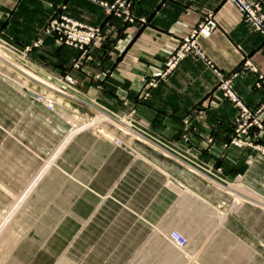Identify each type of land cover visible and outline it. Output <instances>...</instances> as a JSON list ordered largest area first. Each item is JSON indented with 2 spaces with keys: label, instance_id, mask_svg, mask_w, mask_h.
Here are the masks:
<instances>
[{
  "label": "crops",
  "instance_id": "obj_1",
  "mask_svg": "<svg viewBox=\"0 0 264 264\" xmlns=\"http://www.w3.org/2000/svg\"><path fill=\"white\" fill-rule=\"evenodd\" d=\"M58 13L99 30L77 68L76 51L40 33ZM207 17L216 26L196 39L202 57L187 54L148 87ZM0 37L18 49L42 39L18 51L20 73L53 87L71 76L82 101L134 120L142 136L112 129L116 144L105 129L73 127L92 113L44 108L0 65V190L9 212L34 201L38 229L63 249L56 264H147L156 246L168 254L171 228L192 231L194 264H264V155L228 143L240 109L213 71L237 73L231 90L264 127V37L232 2L133 0L125 15L93 0H0ZM253 143L264 147V134Z\"/></svg>",
  "mask_w": 264,
  "mask_h": 264
},
{
  "label": "rangeland",
  "instance_id": "obj_2",
  "mask_svg": "<svg viewBox=\"0 0 264 264\" xmlns=\"http://www.w3.org/2000/svg\"><path fill=\"white\" fill-rule=\"evenodd\" d=\"M229 1L232 2L231 0ZM253 1L260 3V5L263 8V4L260 1L257 0H253ZM97 2H99V0ZM105 2L110 3L108 1ZM99 3L103 5L101 2ZM103 7L109 13H116V14L122 13L128 15V13H124V12L117 13L115 11H108L107 7H105L104 5ZM60 15H64L68 17L64 13H58L52 15L48 20H51L53 17H58ZM47 21L41 27L40 30L41 35L51 37L55 42L59 43L60 45L70 47L71 49L76 51L77 58L76 61L73 63V67L77 68L80 65L79 64L80 61H87L89 59V55H88L89 47L91 43L99 35V30L97 27L83 24L84 26L95 28L97 31V36L92 41H90L89 44L85 45L86 52H84L83 54L82 52H80L81 49L79 50L78 48L69 45L68 43L65 42V39H58L54 35L49 34L50 32L48 31ZM192 32L187 36H190ZM198 37H202V36L195 37V44L198 50L200 51L196 41ZM180 41L178 45L180 44ZM41 43H42V39L37 38L34 39L30 45L18 49L8 40L0 37V65L9 66L12 69V74L18 75V73H20L19 67L21 63L18 58V51L19 50L24 52L29 51L34 47L40 46ZM175 50L173 51V53L175 52ZM187 54H192L197 57H202L200 55L193 54L192 52H189ZM200 54H202L201 51ZM171 55L166 59L164 63L163 71L152 77L147 82L148 87H154L158 82L159 78L162 77V75H165L166 73H169L171 70H173L177 66L179 61L186 56L184 55L181 59H179L175 63V65L171 69L165 71L166 62L170 59ZM245 64L246 65L248 64L247 61H245ZM213 71L217 77V82H218L217 88L221 90L223 96L226 97V94H224V90L219 85L223 79L217 75V72H219L222 76H224L226 80L228 79L229 85L231 79H233L237 73L235 72L230 75H224L222 72H220L217 69H213ZM21 73H20L21 76H25V78L22 79L23 80L25 79L27 81L26 84H23L21 86L22 89L25 91V94L33 97L34 101L43 105L44 108L51 111L57 109L58 111H68V112L75 111L81 113H86V112L92 113L88 118L85 117L83 118L78 114L75 115V117H73L74 118L72 123L73 127L75 128L98 127L103 132L105 129V134H104L105 137L107 139H110L116 144H121L122 141L120 140L119 136L110 134L111 133L110 130L112 129H116L121 132L123 131L122 133L126 134L128 137H131L132 139L138 141L142 139V136L139 134V132H133V130H135L136 128L138 129V126H136L134 120L128 118H120L117 114H115V112L112 109H108L102 105L93 107L88 103L82 101L75 93H73V92H77V90L74 86L75 81L71 76L67 74L63 75L61 80V82L64 84L63 87H53L41 83L38 79L31 76L28 72H27L28 74L26 75L23 74L25 73L23 71ZM11 78L17 79V76ZM258 84L259 83H257V85ZM233 102L239 107L240 110L239 113L237 114L238 117L235 118V120L233 121L232 135L229 137L228 143L238 148L251 147L264 155V147L262 145L253 143V137H257V133L262 135L264 134V127L262 126L260 120L256 117L255 115L256 112L249 110V115H246L245 113H243L242 105L237 103L236 101ZM245 109L248 110L247 108ZM252 129H256L258 131V132L256 131V135L254 136L250 134V131ZM167 154H169V156L171 155V157L174 158H177L179 156L175 152L173 153L171 152ZM167 154L165 153V155ZM186 157L185 158L181 157V158L183 160H188L189 158L188 155ZM12 202L13 201L8 198L7 193H4L2 190H0V264H56L55 263L57 261L56 258L58 260L61 258L60 256L63 255V253H61L63 249L57 247L60 243L59 241L48 239L49 232L40 231L38 229L39 227H41V225L36 224L35 221L40 209L34 208L33 206L34 201L31 200L29 201V207L22 206L19 209L18 208L15 209L13 212H9ZM40 218L41 217L38 216L37 219ZM173 230H177L184 235V237L186 238V244L184 246H177L169 239V234ZM192 235H193L192 231H190L189 235H186L185 233L181 232L176 228H171L168 232L164 233V239L170 242L168 254H166V252L161 253V246L158 247L156 246L153 249L154 254L152 258L149 259L147 264H194L195 252H197L198 249L188 247L189 242H191V240L193 239ZM156 239L158 238L155 236V240ZM56 252L58 256L55 255ZM62 258L64 261V255ZM62 264L65 263L63 262Z\"/></svg>",
  "mask_w": 264,
  "mask_h": 264
},
{
  "label": "built area",
  "instance_id": "obj_3",
  "mask_svg": "<svg viewBox=\"0 0 264 264\" xmlns=\"http://www.w3.org/2000/svg\"><path fill=\"white\" fill-rule=\"evenodd\" d=\"M231 1L239 9L243 21L246 22L248 26H250V28L255 31H258L264 37V10L260 3L253 0ZM99 2H101L105 7H107L108 11H115L117 13H128L127 8L131 4L132 0H112L110 3H107L105 1ZM47 22L48 31L50 32L49 34L54 35L58 39H65V42L69 45H72L78 48L79 50L81 49L80 52H82L83 54L84 52H86L85 45L89 44L90 41H92L97 36V31L95 28L84 26L83 24L64 15L53 17ZM214 28L215 23L212 19L205 18L204 21H201L193 30L190 36L184 37L180 41V44L178 45L177 49L171 55L170 59L166 62L165 71L171 69L179 59H181L184 55L189 52L202 56L195 44V37H208ZM217 75L223 79H220L222 81L219 85L224 90V94H226V97L240 104L233 92L230 90L228 79L226 80V78L222 76L219 72H217ZM242 110L243 113L249 115V110H246L243 107ZM169 239L177 246H184L186 244V238L182 233L177 230H173L170 232Z\"/></svg>",
  "mask_w": 264,
  "mask_h": 264
}]
</instances>
